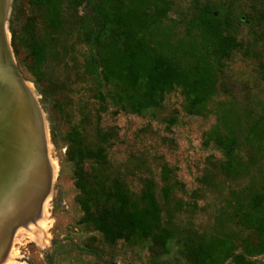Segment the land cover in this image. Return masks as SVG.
<instances>
[{
  "label": "rangeland",
  "instance_id": "rangeland-1",
  "mask_svg": "<svg viewBox=\"0 0 264 264\" xmlns=\"http://www.w3.org/2000/svg\"><path fill=\"white\" fill-rule=\"evenodd\" d=\"M69 1L65 0L66 4ZM199 1L212 4L220 19L234 20L242 42L223 61L217 92L202 114H189L181 89L176 88L160 107L132 112L119 111L110 104L98 119L97 84L86 75L84 65L99 48L82 42L78 33L79 16L98 9L94 0L83 3L79 12L66 10L64 29L54 45L56 55L42 73L31 70L32 57L27 48L20 46L15 55L9 33L17 68L29 81L28 86L34 87L48 120V162L55 173L36 211L37 220L33 218L31 226L16 235L9 251L0 254V264H78L75 252L80 250L81 240L98 235L93 227L82 224L85 214L66 152L70 133L75 130L82 133L85 146L95 149L100 144L99 130L114 128L118 135L106 143L110 172H119L136 194L144 178H153L159 201L164 206L169 203L167 211L179 228L206 233H219L223 228L240 236V220L235 216L238 201L247 200L250 190L264 182V141L253 145L244 141L248 126L264 118V0H171L168 17L150 36L171 50L188 36V22ZM22 2L25 15L20 22L24 24L27 16H34L39 33L44 34L42 8L30 0ZM51 121L56 128L57 146L51 138ZM46 130L48 139L47 126ZM229 131L236 137L235 153L248 163L246 171L232 176L221 169L226 159L222 138ZM164 164L173 172L168 201L162 180ZM120 251L118 264L186 262L176 240L166 255L153 252L144 240L125 244ZM62 252L72 255L64 259ZM254 259L256 264H264V254Z\"/></svg>",
  "mask_w": 264,
  "mask_h": 264
},
{
  "label": "trees",
  "instance_id": "trees-1",
  "mask_svg": "<svg viewBox=\"0 0 264 264\" xmlns=\"http://www.w3.org/2000/svg\"><path fill=\"white\" fill-rule=\"evenodd\" d=\"M89 1L93 0H70L68 4L65 0H30L44 12L41 35L34 16H27L24 24L20 22L25 15L23 2L13 0L9 30L15 55L24 46L32 57L31 70L42 73L56 55L54 45L64 29L66 10L77 12ZM94 1L98 9L79 16L78 33L82 42L99 48L98 54H90L84 65L86 75L97 84L99 120L110 104L119 111L132 112L160 107L176 88L181 89L189 114L207 110L218 89L223 61L242 46L234 20L220 19L212 4L199 1L188 22V36L167 50L150 35L168 17L171 0ZM261 68L264 72V61ZM40 92L44 95L42 89ZM50 132L57 146L53 121ZM117 133L114 128L99 130L100 144L95 149L84 145L80 131L69 136L66 152L85 214L82 224L98 233L81 240L80 250L75 252L78 264H118L122 246L139 240L150 243L153 252L165 255L176 240L185 255L183 264H256L254 258L264 254V182L250 190L247 200L238 201L235 216L240 220V236L223 228L219 233L181 229L167 211L169 203L164 206L159 201L153 178H144L143 187L136 194L119 172H110L106 143L115 139ZM244 141L250 145L264 141V118L248 126ZM222 143L226 158L221 162L222 171L228 176L246 171L248 163L235 153L233 131L222 138ZM172 173L164 164L166 201ZM61 255L66 259L72 253Z\"/></svg>",
  "mask_w": 264,
  "mask_h": 264
},
{
  "label": "water",
  "instance_id": "water-1",
  "mask_svg": "<svg viewBox=\"0 0 264 264\" xmlns=\"http://www.w3.org/2000/svg\"><path fill=\"white\" fill-rule=\"evenodd\" d=\"M12 1L13 0L10 2L11 9L9 14L2 19L0 24V158L2 157L3 150L9 149L13 152L20 153L24 161L30 162V159L32 160V158H30L32 150L38 148L40 166L42 164V166H44V168L46 167L47 171H49L51 166L48 162V156L46 157L48 149L46 150L45 148L43 125L37 117L35 105L29 95V81L24 79L19 72L12 49H10L11 45H9V47L8 44H6L7 42L5 43V22L7 30L10 33L9 19L12 10ZM1 54L3 55L2 58ZM35 128H39V143L35 142L34 137H32V133L35 135ZM27 162L25 163L26 168ZM30 167L33 205L32 218L37 219L38 214L36 211L41 208V203L48 194L52 176L51 179H49V176L45 179V184L39 193L37 190L38 187H36L37 185L33 186L32 183V164ZM4 176L3 173V176L1 175V182L8 179V177L5 179L6 176ZM27 180L28 178H26V181ZM33 187L37 189L34 190Z\"/></svg>",
  "mask_w": 264,
  "mask_h": 264
},
{
  "label": "crops",
  "instance_id": "crops-1",
  "mask_svg": "<svg viewBox=\"0 0 264 264\" xmlns=\"http://www.w3.org/2000/svg\"><path fill=\"white\" fill-rule=\"evenodd\" d=\"M29 95L36 108L37 117L43 125L45 145L49 142V125L46 115L40 105L35 89L29 86ZM46 126L48 128L45 132ZM46 150L47 147L45 146ZM17 154V155H16ZM48 153L46 152V157ZM26 160L20 153L3 150L0 158V253L8 252L16 235L33 222V205L31 191V169L26 168ZM5 181L1 182V175ZM10 176V177H9ZM26 178L28 180L26 181ZM37 220V219H36Z\"/></svg>",
  "mask_w": 264,
  "mask_h": 264
},
{
  "label": "bare ground",
  "instance_id": "bare-ground-1",
  "mask_svg": "<svg viewBox=\"0 0 264 264\" xmlns=\"http://www.w3.org/2000/svg\"><path fill=\"white\" fill-rule=\"evenodd\" d=\"M10 9H11L10 0H0V24H1L2 19L5 18L9 14ZM5 30H6L5 43L7 42L6 44H8V46H9V32L7 30V27H6V22H5ZM2 57H3V55L1 54V58ZM35 129H36L35 135L32 133V137H34L35 142L39 143V139H40L39 138V128L38 129L35 128ZM45 132L47 133V130H45ZM42 145H44V144H42ZM45 146L47 147V143ZM34 148H36V147H34ZM38 151H39L38 148L35 150H32V155L30 156V158H32V160L30 159V162L32 164V173H33L32 183H33V186L37 185L36 187H38V189L35 187H33V189L34 190L37 189L40 193L41 189L43 188V186L45 184V179H47L48 176H49V179H51V176H53V173H55V170L53 168V165L50 167L49 171H47L46 167L44 168V166H42V164L40 166V162L38 160V157H39ZM30 162L29 161L27 162L28 169H31Z\"/></svg>",
  "mask_w": 264,
  "mask_h": 264
}]
</instances>
